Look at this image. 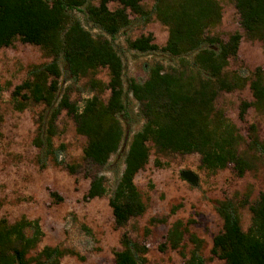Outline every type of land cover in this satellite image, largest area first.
Segmentation results:
<instances>
[{
    "label": "trees",
    "instance_id": "16d2710c",
    "mask_svg": "<svg viewBox=\"0 0 264 264\" xmlns=\"http://www.w3.org/2000/svg\"><path fill=\"white\" fill-rule=\"evenodd\" d=\"M142 1L98 0L95 4L93 0H0V49L19 40L39 46L50 58L31 66L26 78L11 93L16 110L30 104L43 106L33 144L57 160L53 138L57 134L58 116L65 111L74 121L76 132L86 139L82 161L93 170L107 164L129 129L125 130L123 125L128 117L124 64L112 38L132 23L130 13L146 21L153 14L167 27L163 46L153 42L151 33L127 41L130 49L159 51L175 62L169 66L155 62L145 81L131 79L128 83V92L138 103L142 125L131 135L123 170L108 199L118 228L146 210L134 178L149 161V143L157 154L196 152L201 168L215 172L231 165L241 177L253 168V157L239 150L243 137L216 107V98L221 92L248 86L253 101L241 102L239 116L243 117L250 106L264 111V67H255L249 79L238 70L228 69L230 59L238 54L242 34L235 31L223 39L209 31L222 18L217 0H154L150 11L143 8ZM110 2L118 6L111 10ZM234 5L246 37L264 41V0H234ZM74 11L81 12L100 33L94 35L86 29ZM100 67L107 69L106 84L95 78ZM63 74L73 82L89 77L90 92L96 89L98 92L79 105L71 100L67 90L61 92ZM105 90L109 91L106 100L101 97ZM249 130L248 148L259 152L264 161V145L257 139L255 126L251 124ZM77 166L80 165L67 164L66 169L76 173ZM93 170L85 173L89 185L84 200L102 197L107 191L104 175ZM49 194L57 200L62 198L55 191ZM249 196L245 193L239 202L230 197L215 202L222 225L212 238L210 253L225 264H264V192L254 201ZM246 205L251 218L243 230L239 208ZM190 222L174 221L159 249L177 250L188 235L192 248L184 256V263L206 264L201 254L203 240L189 232ZM43 235L38 219L23 215L9 222L0 218V264H60L65 254L72 253L59 245H45L36 250ZM119 243L121 248L114 251L113 264H140L148 250L126 231L121 233Z\"/></svg>",
    "mask_w": 264,
    "mask_h": 264
},
{
    "label": "rangeland",
    "instance_id": "374dc122",
    "mask_svg": "<svg viewBox=\"0 0 264 264\" xmlns=\"http://www.w3.org/2000/svg\"><path fill=\"white\" fill-rule=\"evenodd\" d=\"M222 7L219 24L209 29L226 39L238 31L242 34L238 54L229 61L228 69L238 70L248 79L255 67H264V41L247 38L240 23L234 0H217ZM95 4L98 0H93ZM154 0H143L142 6L150 11ZM111 10L118 4L108 3ZM84 25L94 35L100 30L87 22L83 14L74 11ZM132 23L112 38L115 49L123 64V86L128 117L123 120L125 138L116 153L106 165L91 169L82 161V150L86 139L75 130V123L65 111L57 119V134L53 138V148L57 162L52 154L33 144L37 120L43 106L30 104L23 110H16L11 93L27 76L33 65L48 62L37 45L14 41L10 46L0 49V218L13 222L21 216L38 219L44 235L37 246L59 245L72 251L65 254L60 264H113L114 251L121 248L119 239L126 231L138 243L148 248L140 264H185L192 244L185 235L177 250L159 249L164 242L168 228L176 220L186 222L189 232L203 240L201 254L206 264H225L224 260L210 253L213 236L221 229V219L215 211V202L225 197L239 202L245 193L250 201L264 192V161L259 152L248 148L251 124L255 126L258 141L264 145V111L253 106L247 108L243 117L239 116L242 101L252 102L248 86L231 92H221L215 105L236 125L243 141L239 146L248 156H252L253 168L239 177L232 166L215 172L200 167V155L196 152L180 154L167 152L157 154L150 146V158L146 166L134 178V182L146 203L145 212L131 218L124 227H116L108 204L121 172L124 157L131 135L140 129L142 122L138 115V103L128 92L131 79L143 82L148 78L149 69L155 62L169 66L175 59L159 51L139 52L128 47L127 41L140 35L151 33L153 42L163 46L167 40V27L152 14L146 21L130 13ZM95 78L102 84L108 82L106 68H99ZM61 92L67 90L71 100L82 105L90 92L89 77L77 82L60 78ZM60 92V93H61ZM109 91L102 92L106 100ZM77 166L76 173H70L66 165ZM97 171L105 177L106 194L99 198L84 200L89 185V171ZM194 172L198 181L192 185L180 176L181 171ZM55 191L61 200L51 197ZM172 209H174L172 211ZM241 227L246 230L251 213L246 206L239 208ZM166 218L163 222L158 219ZM152 219L157 221L152 222Z\"/></svg>",
    "mask_w": 264,
    "mask_h": 264
},
{
    "label": "water",
    "instance_id": "95a60500",
    "mask_svg": "<svg viewBox=\"0 0 264 264\" xmlns=\"http://www.w3.org/2000/svg\"><path fill=\"white\" fill-rule=\"evenodd\" d=\"M180 176L192 185L197 184L198 177L194 172L190 170L181 171Z\"/></svg>",
    "mask_w": 264,
    "mask_h": 264
}]
</instances>
